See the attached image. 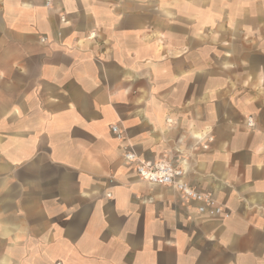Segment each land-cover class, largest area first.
<instances>
[{"label": "crops", "instance_id": "1", "mask_svg": "<svg viewBox=\"0 0 264 264\" xmlns=\"http://www.w3.org/2000/svg\"><path fill=\"white\" fill-rule=\"evenodd\" d=\"M0 264H264V0H0Z\"/></svg>", "mask_w": 264, "mask_h": 264}, {"label": "built area", "instance_id": "2", "mask_svg": "<svg viewBox=\"0 0 264 264\" xmlns=\"http://www.w3.org/2000/svg\"><path fill=\"white\" fill-rule=\"evenodd\" d=\"M247 124L253 125L251 117ZM111 131L120 138L121 132L116 125H112ZM123 160L128 165H133L135 172L141 179L152 183L174 187L186 202L195 203L198 214L206 217H219L224 214L225 208L216 201L211 194L197 190L188 181L184 180L185 170L174 165L170 160L161 158L158 160H142L131 149L126 148Z\"/></svg>", "mask_w": 264, "mask_h": 264}, {"label": "rangeland", "instance_id": "3", "mask_svg": "<svg viewBox=\"0 0 264 264\" xmlns=\"http://www.w3.org/2000/svg\"><path fill=\"white\" fill-rule=\"evenodd\" d=\"M154 3L156 2V1H153Z\"/></svg>", "mask_w": 264, "mask_h": 264}]
</instances>
